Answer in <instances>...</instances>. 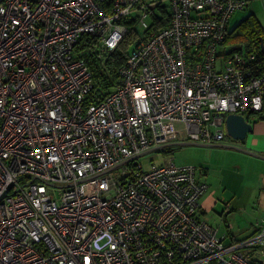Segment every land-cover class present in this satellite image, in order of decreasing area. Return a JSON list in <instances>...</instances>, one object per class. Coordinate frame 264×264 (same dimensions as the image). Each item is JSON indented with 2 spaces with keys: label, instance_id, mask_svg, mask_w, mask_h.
<instances>
[{
  "label": "built area",
  "instance_id": "obj_1",
  "mask_svg": "<svg viewBox=\"0 0 264 264\" xmlns=\"http://www.w3.org/2000/svg\"><path fill=\"white\" fill-rule=\"evenodd\" d=\"M245 6L0 0V264H264V218L225 242L203 220L195 167L138 163L172 142L222 141L226 116L262 109L264 72L244 68L255 55L217 59ZM157 9L168 22L152 29ZM133 31L120 83L85 104L80 52L101 60ZM83 36L94 43L78 52Z\"/></svg>",
  "mask_w": 264,
  "mask_h": 264
},
{
  "label": "rangeland",
  "instance_id": "obj_2",
  "mask_svg": "<svg viewBox=\"0 0 264 264\" xmlns=\"http://www.w3.org/2000/svg\"><path fill=\"white\" fill-rule=\"evenodd\" d=\"M246 6L234 12L228 23V30L231 32L243 20L249 19L251 22L258 21L264 30V0H243ZM158 15H162L159 9L156 10ZM149 18L147 22L149 23ZM233 32V31H232ZM231 32V33H232ZM233 47L231 42H226L224 46L218 48V54L221 51L230 50ZM217 57L222 59V55ZM243 141L233 140L225 134L222 141L212 140L211 143L201 142H172L163 146L167 153L161 150H153L148 154L141 156L138 163L143 169H148L154 164H161L170 160L176 167H195L196 175L204 184L207 185V194H211L217 200V208L206 212L203 220L214 229H217L219 235L228 230V226H234V232L239 233V226H244L249 218L243 213L239 215L237 208L245 205L246 212H252L250 207L246 206L249 200V191L244 186L246 183L255 181L256 167L242 157L241 151L233 150L230 145H242ZM163 150V149H162ZM57 198L58 191H53ZM228 206V207H227ZM229 211H225V208ZM235 209L234 212H231ZM262 220L261 218L259 221ZM254 222V220H253Z\"/></svg>",
  "mask_w": 264,
  "mask_h": 264
},
{
  "label": "trees",
  "instance_id": "obj_3",
  "mask_svg": "<svg viewBox=\"0 0 264 264\" xmlns=\"http://www.w3.org/2000/svg\"><path fill=\"white\" fill-rule=\"evenodd\" d=\"M161 13L163 17H158V19L155 17L154 20L157 22L152 29H158L167 24L169 13L166 10H163ZM251 17L252 16L249 15L248 18L237 25L236 28L232 30L233 32L231 31L232 33L228 32L220 47L224 46L226 42H231L233 47L228 51H221L218 57L222 55V60H229L234 54H238L240 57L244 58L249 57L250 54L253 53L255 55L254 60L248 61L244 68L246 71L252 72L253 75H257L264 72V56L260 48L261 42L264 39V30L258 21H249ZM139 35L140 33L137 31L129 33L115 51L106 53L101 60L90 52L86 54L80 52V57L89 65L93 80V89L85 97V104L99 103L120 83L119 70L126 63L129 49L142 38ZM93 43V40L83 36L76 50L78 52L82 51L84 47H89L91 44L93 45ZM247 117H254L256 120H264V98L262 109L258 112L248 113ZM161 152L167 153L169 151L163 149Z\"/></svg>",
  "mask_w": 264,
  "mask_h": 264
},
{
  "label": "crops",
  "instance_id": "obj_4",
  "mask_svg": "<svg viewBox=\"0 0 264 264\" xmlns=\"http://www.w3.org/2000/svg\"><path fill=\"white\" fill-rule=\"evenodd\" d=\"M247 120L252 124V132L247 135L242 145L236 144L230 146L234 147L233 150L235 151H241L242 157L246 158L248 163L256 167L255 181L253 183H246L244 186V188L249 191V200L246 206L248 208H253H251L252 212H246V209H244L245 205L236 209L238 211L237 213L242 215L243 218V213L249 217L247 218V222H244V226L238 225V230L241 229L239 233H235L233 229L234 226L231 225L228 226V230L222 235H219L217 231L218 235L224 238L225 242L241 240L252 235L257 230L256 223L260 218H264V120H256L254 117H247ZM198 175L199 174H197V177ZM198 180L201 181L200 179ZM207 191L200 200L202 217L206 212L217 208V200L214 199L211 194H207ZM227 207L225 211H229ZM234 211L235 209H232L231 212Z\"/></svg>",
  "mask_w": 264,
  "mask_h": 264
},
{
  "label": "water",
  "instance_id": "obj_5",
  "mask_svg": "<svg viewBox=\"0 0 264 264\" xmlns=\"http://www.w3.org/2000/svg\"><path fill=\"white\" fill-rule=\"evenodd\" d=\"M224 123L227 135L233 140L244 141L247 135L252 132V124L244 115L230 114L226 116Z\"/></svg>",
  "mask_w": 264,
  "mask_h": 264
}]
</instances>
